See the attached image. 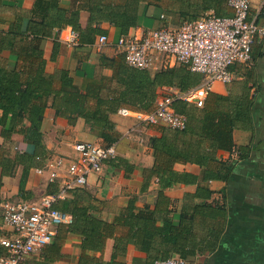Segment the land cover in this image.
I'll list each match as a JSON object with an SVG mask.
<instances>
[{"label": "trees", "instance_id": "trees-1", "mask_svg": "<svg viewBox=\"0 0 264 264\" xmlns=\"http://www.w3.org/2000/svg\"><path fill=\"white\" fill-rule=\"evenodd\" d=\"M142 2L179 12L181 23L194 20L209 10L223 15L227 7V0H72L69 4L60 0H35L30 10H21L7 22V30L0 29V50L8 47L19 54L26 69V73L17 69L11 72L0 64V108L3 124L7 118L10 120L7 131L19 125L29 144L35 149L43 146L41 124L48 103L39 101L54 92L52 107L57 113L71 122L80 116L90 124L103 126L105 139L112 142L116 125L110 115L121 106L152 111L160 87L186 91L200 83L201 74L183 64L151 72L128 65L124 56L104 54L100 56V64L113 68V74L89 82L84 90L76 88L69 67L63 66L59 71V89L54 90L52 78H42L44 59L40 43L53 36L56 28L70 25L78 30V47L94 44L97 34L105 33L109 37L108 30L101 26L103 22H109L119 37L127 34L131 27L143 24ZM82 11L88 12L87 20L82 18ZM0 22L6 21L0 17ZM57 45L55 43V47ZM211 96L213 92L208 94L203 106L175 97L174 107L187 116L186 127L176 129L161 125V133L149 137L154 163L144 170L143 189L153 177L157 178L160 188L154 208L136 209L131 202L111 222L101 216L102 201L84 188L72 189V198L57 200L55 206L73 216L71 223L58 227L83 236L81 258L94 259L85 251L102 250L107 238L112 236L116 239L112 262L118 253L126 252L129 239H134L146 251L151 262L175 254L192 259L216 248L227 225L228 207L211 200L214 190L209 182L212 179L227 180L232 173L234 161L219 157L218 150L232 148L233 129L249 120L253 96L249 93L238 98L215 95V104ZM245 156L246 153H241L240 157ZM34 157L31 155L26 159L32 162ZM107 163L123 168L126 174L134 166L120 155ZM177 163L195 165L197 170L177 168ZM178 183L196 184L197 189L193 194H186L176 217L159 203L168 201L165 190ZM119 229L122 232L117 234Z\"/></svg>", "mask_w": 264, "mask_h": 264}, {"label": "crops", "instance_id": "crops-1", "mask_svg": "<svg viewBox=\"0 0 264 264\" xmlns=\"http://www.w3.org/2000/svg\"><path fill=\"white\" fill-rule=\"evenodd\" d=\"M69 4L72 0H60ZM259 0H252L255 6ZM35 0H2L0 2V17L6 22H0V29L7 30V22L21 10L28 11ZM227 6V3H226ZM226 13L232 10L227 6ZM141 11L145 13L140 28H158L163 25L176 27L181 24V15L177 11L167 10L155 4L141 3ZM210 11V10H209ZM82 18L88 19V12L82 11ZM101 26L108 30L109 40L105 45L84 44L67 45L58 38V28L54 35L45 38L41 43L44 67L42 78H52L54 90L61 87L60 69L70 68L76 88L85 89L89 82H94L102 76H111V67L100 64V56H124L117 47L114 29L109 22ZM131 27L130 31L136 29ZM105 34V33H103ZM99 34H97L98 36ZM96 36V38H97ZM55 43L58 45L55 47ZM0 50V64L12 72L17 69L24 71V62L19 54L8 47ZM253 63L250 65L235 63L231 70L234 78L228 85L217 83L210 97L215 104V95H228L238 98L249 93L253 96L250 105V118L245 125L233 129V144L231 149H219L218 155L222 159L232 160L235 165L227 180L212 179L209 182L214 190L211 200L224 203L228 207L227 225L221 235L220 242L212 252L201 253L185 264H264V40L253 45ZM160 59L155 60V66L149 68L151 72L162 69ZM176 63L172 66H179ZM170 66V67H172ZM26 85L24 84L23 87ZM73 85V87H75ZM172 95L179 92L177 87H170ZM164 87H160V90ZM54 92L39 103H48L42 119L43 146L34 148L21 132L20 126H12L9 118L4 125L2 109L0 108V203L4 198H39L42 195L56 191L57 182H52L47 173H39L37 168L44 165L47 157L54 154L74 155L73 145L78 140H90L106 143H116L118 155L133 163V169L127 174L123 168L104 163L102 171L92 172L84 188L102 201L101 216L108 221H115L122 209L132 202L136 209L143 206H156L157 193L160 184L156 177L143 189L145 182L144 170L154 163L153 149L149 141L151 135H159V127L166 125L155 123L140 126V130L133 127L138 121L133 116H124L117 112L110 117L115 122L114 141L109 142L104 137V128L99 124H90L83 117L78 116L75 122L57 113L52 107ZM122 107V106H121ZM18 124V123H17ZM168 126V125H166ZM241 153L245 157H240ZM35 155L32 162L28 157ZM177 168L194 169L192 164L177 163ZM196 184L178 183L165 190L167 202L160 201L161 208L167 207L176 217L180 214L183 199L186 194L196 192ZM70 190L65 197L72 198ZM64 198V197H63ZM199 201V198L196 199ZM122 229L117 231L120 234ZM10 225L3 221L0 206V236H14ZM83 236L75 232H66L57 227L53 239L41 250L35 252L31 261L33 264H109L115 253L116 239L108 237L102 250L87 249L89 259L81 258ZM151 260L134 239H129L125 253H118L115 262L110 264H151Z\"/></svg>", "mask_w": 264, "mask_h": 264}, {"label": "built area", "instance_id": "built-area-1", "mask_svg": "<svg viewBox=\"0 0 264 264\" xmlns=\"http://www.w3.org/2000/svg\"><path fill=\"white\" fill-rule=\"evenodd\" d=\"M230 14L217 15L213 10L176 27L140 28L122 34L116 40L128 65L149 69L155 60L160 67L176 63L200 73V83L174 95L157 97L152 111L132 110L122 106L118 113L133 116L140 130L142 124L163 123L183 129L187 116L173 105L175 97L203 106L217 83L228 85L233 81L231 66L235 63H253V45L264 40V0L254 6L252 0H227ZM58 38L67 45L80 41L78 30L68 25L58 30ZM107 34H99L96 45L108 43ZM75 154H54L47 157L39 173H47L59 187L39 198H4L0 206L4 223L10 225L14 236H0V264H33L32 255L53 239L57 227L73 220L71 213L55 206L75 188L84 187L92 172L102 171L107 160L118 155L116 143L102 144L78 140L73 145ZM187 259L175 254L157 258L151 264H185Z\"/></svg>", "mask_w": 264, "mask_h": 264}, {"label": "rangeland", "instance_id": "rangeland-1", "mask_svg": "<svg viewBox=\"0 0 264 264\" xmlns=\"http://www.w3.org/2000/svg\"><path fill=\"white\" fill-rule=\"evenodd\" d=\"M164 26H168V25H164ZM172 90L169 87H164V89L160 90V93L158 94L159 97L161 96H166V95H172Z\"/></svg>", "mask_w": 264, "mask_h": 264}]
</instances>
